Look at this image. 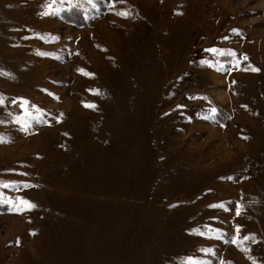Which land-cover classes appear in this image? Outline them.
<instances>
[{
    "label": "rangeland",
    "instance_id": "1",
    "mask_svg": "<svg viewBox=\"0 0 264 264\" xmlns=\"http://www.w3.org/2000/svg\"><path fill=\"white\" fill-rule=\"evenodd\" d=\"M0 264H264V0H0Z\"/></svg>",
    "mask_w": 264,
    "mask_h": 264
},
{
    "label": "snow or ice",
    "instance_id": "2",
    "mask_svg": "<svg viewBox=\"0 0 264 264\" xmlns=\"http://www.w3.org/2000/svg\"><path fill=\"white\" fill-rule=\"evenodd\" d=\"M81 71H83V70H81ZM253 71H258V69H253ZM213 111H215V109H213ZM29 207H34V205L29 204Z\"/></svg>",
    "mask_w": 264,
    "mask_h": 264
}]
</instances>
